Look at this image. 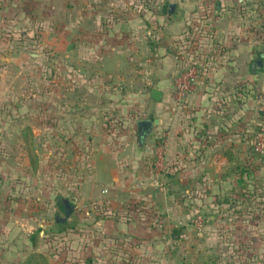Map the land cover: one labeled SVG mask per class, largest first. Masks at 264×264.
<instances>
[{
	"label": "rangeland",
	"instance_id": "rangeland-1",
	"mask_svg": "<svg viewBox=\"0 0 264 264\" xmlns=\"http://www.w3.org/2000/svg\"><path fill=\"white\" fill-rule=\"evenodd\" d=\"M165 2L185 3V8L191 10L186 20L188 29L197 33L201 45L212 39L208 18L213 17V0H78L76 9L88 12V17L83 24L86 28L76 35L67 29L72 20L81 22L80 14L71 16L68 11L59 17L62 23L57 32L55 25L39 23L31 15L27 24L31 28L35 24L36 32L25 36L17 33L16 37L34 38L35 42L22 49L29 54L19 69L20 82L14 86L19 96L10 100L19 105L16 112L22 119L10 128L15 141L9 145L0 142V156L8 152L10 163L14 161L16 168H25L29 175V179L23 176L26 180L22 179V184L36 187L27 190L26 197L17 196L4 191L2 179L0 203L8 197L19 200L17 207L22 203L24 217L34 226L38 222L41 226L22 234L13 222H0V264H19L30 252L41 254L47 264H110L118 256L123 243L111 234L106 236L99 225L101 206L90 208V212L77 206L67 219L57 223L55 217H62V211L52 200L55 194L57 199L64 197L77 205L75 188L90 175L93 153L100 145L118 146L116 137L126 130L127 119L142 114L132 91L143 88V81L135 79L138 69L143 75L147 73L139 64L142 55L133 57L130 47L143 40L152 48L161 40L162 24L167 23L169 15L167 11L159 12ZM249 6L245 14L240 8L234 14L248 22L244 39L258 43L264 52V5ZM191 35L189 32L188 38ZM11 40V36L4 38L7 55L17 50L11 43L6 44ZM68 43L71 45L66 49ZM110 60H117L118 66H111ZM261 60L260 67L250 75L251 93L260 90L263 95L251 114L250 154L245 161L234 164L239 172L244 170V177L249 171L256 177L247 189L237 190L232 197L217 198L222 204L219 210L210 203L200 205L189 219L190 242L195 244L190 243L189 250L180 244L179 237L173 239L167 245L163 264H264V55ZM102 63H108L105 69ZM257 138L262 141L261 150L255 149ZM159 139L164 138L159 136L156 141ZM9 151L15 152L12 155ZM197 215L203 220L199 226L193 223ZM31 234L34 241L28 243ZM199 234L203 236L197 239Z\"/></svg>",
	"mask_w": 264,
	"mask_h": 264
},
{
	"label": "crops",
	"instance_id": "crops-1",
	"mask_svg": "<svg viewBox=\"0 0 264 264\" xmlns=\"http://www.w3.org/2000/svg\"><path fill=\"white\" fill-rule=\"evenodd\" d=\"M77 1L0 0L2 144L9 145L16 139L10 128L21 121L22 115L16 112L19 105L10 100L19 96V89L14 86L20 82L19 74L22 71L19 69L26 64L25 55L29 54L22 49L35 42L34 38H18L17 33L25 36L36 32L35 24L33 28L27 24L31 15L39 23L55 25L54 31L57 32L62 23L59 17L62 18L68 11L71 16L80 14L81 22L76 18L69 22L67 29L76 35L78 31H83L84 19L88 17V12L76 9ZM261 1L264 0H213V17L208 18L212 39L209 36V41L202 45L198 42L201 73L194 93L188 98L186 110L178 109L172 101L171 81L178 68L172 54L176 41L183 35L191 32V36L198 41L197 33L190 31L186 25L191 10L185 8V3L171 2L174 6L169 11L167 23L162 24L164 31L161 40L152 48L143 40L132 43L130 53L133 57L142 55L139 64L145 66L147 73L143 75L138 69L139 74L136 73L135 79L143 81V88L132 91L138 98L142 114L127 119L126 130L117 134L115 142L118 146L110 148L100 145V149L93 153L90 175L75 188L78 193L77 205H72L64 197L57 199L55 194L52 200L58 206L65 199L71 207L68 215L77 206L85 207L89 212L92 210L90 208H103L104 216L97 217L99 225L104 228L106 236L111 234L123 243L118 256L115 255L114 262L110 264H163L167 245L173 239L179 237L180 244L187 247L193 243L190 242L193 237L189 219L200 205L210 203L214 210H219L222 204L217 198L232 197L242 188L244 176H240L239 168L235 169L234 164L235 161H245L250 154L251 114L256 111L255 106H259L263 96L260 90L252 94L249 89L250 75H253V69L259 68H251V63L261 60L260 55L264 52L258 43L244 39L248 22L234 13L237 8L244 13L254 3L264 5ZM10 36L12 40L6 44L11 43L17 50L7 55L3 49L4 38ZM257 53H260L258 58L252 59ZM145 59L151 62L144 63ZM104 65L108 63H102L105 69ZM110 65L116 68L117 60H110ZM152 88L159 91L157 99L150 96ZM153 119H156L155 123H152ZM143 121L150 122L151 127L138 143L137 123ZM159 136L165 139L166 146L164 170L156 174L150 157ZM14 152L9 151L12 155ZM10 159L8 152L0 156L3 189L9 194L26 197L25 193L35 190L36 186L22 184V179L26 180L23 176L29 179V175L25 168H16L14 161L10 163ZM153 177L163 182V190L149 185ZM8 198L0 203L1 225L13 222L22 234L31 233L41 226L39 222L34 226L31 219L24 217L22 203L17 207L19 200ZM202 236L197 235V239Z\"/></svg>",
	"mask_w": 264,
	"mask_h": 264
},
{
	"label": "built area",
	"instance_id": "built-area-1",
	"mask_svg": "<svg viewBox=\"0 0 264 264\" xmlns=\"http://www.w3.org/2000/svg\"><path fill=\"white\" fill-rule=\"evenodd\" d=\"M200 46L194 36L185 37L176 41V45L172 54L173 60L178 65L177 70L174 72L171 82V97L175 107L181 110H186L187 99L194 93L197 80L201 73V55ZM148 82V80L146 79ZM161 138V137H160ZM158 142V141H157ZM255 149L262 148L263 144L260 138L256 139ZM166 146L164 139H159L157 147L154 149V161L151 163L156 174L164 170L163 154ZM149 185L158 190H163V182L157 181L153 177ZM1 187V180H0ZM203 220L200 215H197L193 220L196 226L202 224Z\"/></svg>",
	"mask_w": 264,
	"mask_h": 264
},
{
	"label": "trees",
	"instance_id": "trees-1",
	"mask_svg": "<svg viewBox=\"0 0 264 264\" xmlns=\"http://www.w3.org/2000/svg\"><path fill=\"white\" fill-rule=\"evenodd\" d=\"M261 2H264V1H261ZM168 4L169 3H167V2H165L164 4H162L161 6H160V9H159V12L160 13H165L166 11H167V13L169 14V7H168ZM261 5H263L262 3H261ZM187 34H189V33H187ZM186 34V35H187ZM263 55H264V53L263 54H261L260 55V58H262L263 57ZM242 172L244 171V170H241ZM241 171H240V176L242 177V174L243 173H241ZM246 174V176L245 177H243V184H242V189L243 188H248V186H249V183H250V180L253 178V179H255V175L253 174V173H251L250 171L249 172H246L245 173ZM55 220H56V222L57 223H60V222H62V221H60V218H55ZM28 243H31V241H34L33 239H34V237H33V234H31V235H28ZM19 264H47L46 263V260H45V258L41 255V254H39V253H36V252H30V253H28L24 258H23V260L19 263Z\"/></svg>",
	"mask_w": 264,
	"mask_h": 264
},
{
	"label": "water",
	"instance_id": "water-1",
	"mask_svg": "<svg viewBox=\"0 0 264 264\" xmlns=\"http://www.w3.org/2000/svg\"><path fill=\"white\" fill-rule=\"evenodd\" d=\"M173 3H169L168 4V7H169V11H171L173 9ZM70 45H68L66 48L69 49ZM261 65V60L257 59L255 60L253 63H251V68H253L254 66L255 67H260ZM150 96L153 98V99H157L158 96H159V91L152 88L150 90ZM156 119H153L152 120V123H155ZM151 127V123L150 122H138L137 123V136H138V143L141 142V140L146 136V133L148 131V129ZM62 204H63V208H64V212H63V215L62 217H60V221L66 219L69 211L71 210V207L70 205L67 204V201L65 199H62Z\"/></svg>",
	"mask_w": 264,
	"mask_h": 264
},
{
	"label": "flooded vegetation",
	"instance_id": "flooded-vegetation-1",
	"mask_svg": "<svg viewBox=\"0 0 264 264\" xmlns=\"http://www.w3.org/2000/svg\"><path fill=\"white\" fill-rule=\"evenodd\" d=\"M58 207H60V208H61L62 215H63V212H64L63 204H62V203H59V204H58Z\"/></svg>",
	"mask_w": 264,
	"mask_h": 264
}]
</instances>
